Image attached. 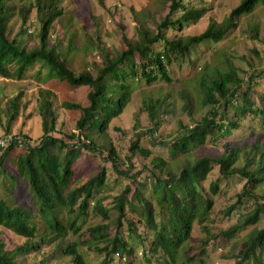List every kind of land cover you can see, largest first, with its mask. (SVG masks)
Returning a JSON list of instances; mask_svg holds the SVG:
<instances>
[{"label": "trees", "instance_id": "1", "mask_svg": "<svg viewBox=\"0 0 264 264\" xmlns=\"http://www.w3.org/2000/svg\"><path fill=\"white\" fill-rule=\"evenodd\" d=\"M61 2L0 0V78L21 81L34 73L44 85L88 91L83 103L62 105L76 115L71 132L58 127L54 93L40 92L39 141L20 135L1 149L0 264H206L201 256L220 240L234 243L233 264H264V50L255 47L241 59L216 51L264 0H243L223 23L185 38L179 35L199 24L209 5L161 0L169 13L155 28L142 24L136 41L124 38L120 50H101V62L79 72L73 41L65 50V39L52 42V27L64 16ZM33 10L41 29L30 47ZM16 17L23 24L11 38ZM259 34L248 22L246 36L257 42ZM177 71L188 73L179 99L170 89ZM159 85L169 89L144 97L140 114L148 127L136 115L122 156L110 138L113 122L126 113L137 86ZM23 100L22 93L0 99L6 137L25 110ZM173 119L176 134L163 138ZM90 163L96 170L85 177ZM239 186L235 202L216 210L217 198ZM214 214L237 216L236 223L214 234ZM197 228L205 235L199 258L192 255ZM5 232L25 243L10 250Z\"/></svg>", "mask_w": 264, "mask_h": 264}, {"label": "rangeland", "instance_id": "2", "mask_svg": "<svg viewBox=\"0 0 264 264\" xmlns=\"http://www.w3.org/2000/svg\"><path fill=\"white\" fill-rule=\"evenodd\" d=\"M29 4H35L36 0H27ZM209 5L210 12L197 24L184 33L179 35V38L198 36L204 33L210 24L215 21L217 24L223 23L228 16L236 9L243 0H205ZM20 6V2L16 3ZM26 6V5H25ZM170 4L161 2V0H62L59 9L63 10L64 16L57 20L52 27L51 36L52 42L59 37L65 39L62 44V49L68 47V43L73 41L75 49H77V57L74 61L75 71L79 72L86 66L91 64H99L101 62V50L107 52L118 51L122 47L124 38L128 40H137V29L144 23H147L151 28H155V23H159L169 13ZM25 9H29L28 7ZM248 22L259 26L260 34L259 41L253 42L246 36ZM22 17H16L9 25V34L11 38L16 35L22 28ZM41 29L40 19L37 16V11L33 10L28 18L26 30L28 35L32 36L29 41L30 47L38 44V34ZM93 44L95 49L91 47ZM91 48L88 56L81 53L85 48ZM264 50V4L260 5L253 17L247 20L237 22V28L227 37L226 41L216 48L218 55L222 57L224 54L236 59L241 57H249L250 51L253 48ZM211 47L206 48V57H210ZM205 57V58H206ZM256 61V60H255ZM89 64V65H88ZM237 65L243 67L241 62ZM90 68V67H89ZM37 70V68H35ZM188 78L187 72L175 73L174 81H178L172 90L173 96L179 99L180 93L185 90L182 85L185 84ZM181 86V87H180ZM136 93L133 102L128 107L126 113L117 121L113 122L110 138L113 143L119 147L120 153L124 156L130 141L133 138V127L135 117L139 115L143 128L148 127L146 116L140 114L141 102L148 94L157 95L161 90L167 91L168 87L159 85L157 87L145 88L142 86L136 87ZM45 90L51 91L55 95V106L59 117L58 127L65 132L74 130L76 115L66 111L63 108V103H83L87 95V89L82 88L73 90L67 85L61 84H42L35 78L34 73H29L23 80L3 79L0 78V99L8 98L11 100L19 94H24L22 102L25 110L21 113V117L15 122L12 128L11 136L6 137L3 127L0 125V152L4 143L10 141L13 137L27 135L31 139V144L37 143L42 136V124L37 109V100L39 93ZM29 104V105H28ZM178 120V119H176ZM173 119L162 133L163 138H171L177 132V121ZM181 120L185 123H190L187 117L182 116ZM115 128L120 129L125 134L115 132ZM171 140V139H169ZM162 150V149H158ZM96 170L94 163L89 164L85 177L92 174ZM241 186L231 189L229 194L226 193L218 197L217 209L222 210L230 206L236 200V196L241 191ZM237 216L226 219L217 214H214V223L211 224V230L214 234L221 231H226L236 223ZM259 227H264V221ZM1 230V229H0ZM6 233V240L9 243V249L21 246L25 243L24 239L10 233ZM195 242L193 244V254L197 258L201 254L203 247V239L205 235L197 228L194 232ZM234 249L233 242L219 241L215 247L210 246L208 257L201 256L206 264H233L228 256ZM198 264V263H197Z\"/></svg>", "mask_w": 264, "mask_h": 264}, {"label": "built area", "instance_id": "3", "mask_svg": "<svg viewBox=\"0 0 264 264\" xmlns=\"http://www.w3.org/2000/svg\"><path fill=\"white\" fill-rule=\"evenodd\" d=\"M2 146L4 147V146H5V144L3 143V144H2Z\"/></svg>", "mask_w": 264, "mask_h": 264}]
</instances>
